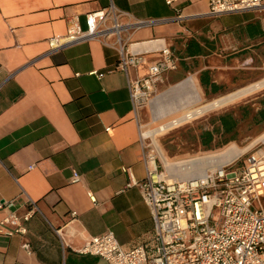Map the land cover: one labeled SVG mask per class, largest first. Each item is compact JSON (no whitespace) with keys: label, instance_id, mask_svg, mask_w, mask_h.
Instances as JSON below:
<instances>
[{"label":"crops","instance_id":"0c3cea01","mask_svg":"<svg viewBox=\"0 0 264 264\" xmlns=\"http://www.w3.org/2000/svg\"><path fill=\"white\" fill-rule=\"evenodd\" d=\"M109 7L127 14L119 20L123 24L168 20L120 34L124 50L147 55V66L122 72L115 37L50 51L49 39H61L74 25L85 30L88 13ZM207 14V0L174 7L163 0H0V222L12 213L22 218L29 200L39 209L27 222L20 220L23 234L8 236L17 226H0V264H106L77 251L107 231L124 250L150 245V211L140 188L126 187L123 171L144 180L150 124L248 90L253 93L213 115L198 141L201 153L209 154L230 145L246 149L239 155L257 148L264 138V118L255 116L264 111V6ZM163 46L170 47L177 66L157 85V108L135 111L128 80L144 75ZM207 92L217 98L203 104ZM225 114L234 125L223 137L217 118ZM205 131L214 133L209 150L200 138ZM165 140L156 143L168 162L177 157H168L159 144Z\"/></svg>","mask_w":264,"mask_h":264},{"label":"built area","instance_id":"2783aa9c","mask_svg":"<svg viewBox=\"0 0 264 264\" xmlns=\"http://www.w3.org/2000/svg\"><path fill=\"white\" fill-rule=\"evenodd\" d=\"M163 1L174 7L185 0ZM207 2V15L211 18L264 6V0ZM123 16L127 14L113 7L88 13L86 29L70 26L61 39H49L50 51L115 37L118 68L125 74L129 68L138 71L147 66V55L125 51L120 34L168 20H131L123 24L119 21ZM176 66L177 59L170 47L163 46L159 60L148 66L144 75L128 80L135 111L150 101L164 74L175 70ZM91 74L101 76L96 72ZM258 144L252 153L238 155L232 161L206 171L202 179H169L164 171H159L157 159L151 154L146 156L148 167L142 182H137L128 169H123L129 176L126 187L138 186L150 211L153 221L151 244L124 250L113 233L107 231L88 239L77 253L99 257L106 264H264V138ZM151 158L155 162L154 169L149 167ZM72 180L77 183L80 176L74 172ZM88 196L93 200L90 193ZM4 205L0 203V208ZM28 205L29 210L22 218L12 213L0 222V226H17L6 233L8 236L25 233V228L18 225L20 220L27 222L33 214L39 213L34 201L29 200ZM71 216L75 215L72 213ZM55 233L64 245L63 234L60 230ZM23 248L28 250L29 246L24 244Z\"/></svg>","mask_w":264,"mask_h":264},{"label":"rangeland","instance_id":"374dc122","mask_svg":"<svg viewBox=\"0 0 264 264\" xmlns=\"http://www.w3.org/2000/svg\"><path fill=\"white\" fill-rule=\"evenodd\" d=\"M158 84H161V82ZM224 88L228 89L227 87H224ZM262 89H264V88H262ZM262 89L256 90V92L254 91V94L250 97H253V96L261 93L260 90H262ZM160 93H161L160 89L158 88V90H156L152 94L150 101L141 105L137 109V111H140L141 109H144L145 107L150 108V111H152V109L153 110L156 109L157 105H158V98H156L157 100H155L154 104H151V101ZM252 93L246 94V95L241 96V97H237L236 99H233L228 103H225L219 107L213 108V109L206 111L202 114L196 115V116H194L188 120H185V121L179 123L178 125L168 127L164 132H160V133H158L152 137H148L150 139H147L145 141L147 143V150L149 151V154L154 155L156 157L157 163L159 166V171H164V173H165L164 161H167L165 159V157L163 156L159 146L156 143V141L161 139V137L166 138L164 143H159V144L161 145V147L163 146L162 148L167 151L168 157H172V158L177 157L176 159L174 158L173 160H170V161L168 160V162L173 163L174 166H177V165L182 164V163L186 164L185 162H187L189 160L196 159V158H203L205 156H215L216 154L220 153L221 151L228 149L230 146H234V145H230L224 149L221 148L222 150L221 149H212L213 152H215L214 150H216V152L211 153V154H209L208 151H207V153H201L203 150L199 146V141H198L199 132H200L199 130L204 129V127H210L213 125L212 117L215 113H218V112L228 108L229 105H231L232 103H234L238 100L244 99ZM216 98H217L216 95H211L210 93L207 92L205 95V99H204L203 104L210 103V102L216 100ZM152 119H153V114H152ZM162 124H164V123L163 122L162 123H153V124H150L148 128L147 127L146 128H147V130H150V129L157 127L159 125H162ZM146 128H144V130H146ZM145 138H147V137H145ZM232 148H234V147H232ZM236 148L241 150V148H238V147H236ZM191 157H194V158H191ZM181 158H189V159H183V160L177 161L178 159H181ZM224 158L225 157H223L222 159H220L219 157H212L210 159L214 162L212 167L216 166L217 163L219 164L220 162H222ZM263 209H264V201H263Z\"/></svg>","mask_w":264,"mask_h":264},{"label":"bare ground","instance_id":"6f19581e","mask_svg":"<svg viewBox=\"0 0 264 264\" xmlns=\"http://www.w3.org/2000/svg\"><path fill=\"white\" fill-rule=\"evenodd\" d=\"M262 85H264V83ZM247 92H248V90L243 91V92H239V93L232 95V96H229V97H227L221 101L215 102L206 108L199 109L195 112L186 113L180 117L172 119L169 122L164 123L162 125H159L157 127L153 126L154 128H152V129H150L144 133V137H152V136H154L160 132H164L168 127L178 125L179 123H181L185 120H188V119H190L196 115L201 114L203 111H205L207 109L219 107L228 101H231V100L236 99L237 97H239L243 94H246ZM156 98H157V96L151 101V104L155 102ZM232 147H234L235 149ZM245 150L246 149L239 150L235 146H230L228 149L221 151L220 153L216 154L215 156H205L203 158H196V159L189 160V161L185 162L186 164L182 163V164H179L177 166H174L173 163L164 161V163H165V174H166V177L169 179H183V180L184 179H192V178L202 179V178H204L206 171L213 170L217 166H220V165H223L225 163L232 161L235 157H237L239 154L243 153ZM212 157H219L220 159H222L223 157H225V158L223 159L222 162H220L219 164L217 163L216 166L212 167L214 164V162L212 160H210ZM149 167H150V169H154V167H155V162L152 160V158L149 161Z\"/></svg>","mask_w":264,"mask_h":264},{"label":"trees","instance_id":"16d2710c","mask_svg":"<svg viewBox=\"0 0 264 264\" xmlns=\"http://www.w3.org/2000/svg\"><path fill=\"white\" fill-rule=\"evenodd\" d=\"M190 46V43H188V46L187 48ZM201 84L206 85L207 83L204 82L203 79H201ZM214 88V85H211V89ZM255 116H259L261 119L264 118V111H259ZM230 115L229 114H225V115H221L217 118L218 120V124H219V128L222 129V134H223V137L226 135V134H229V132L231 131V128L233 127L234 124L231 125V121H230ZM213 122V121H212ZM213 131H205L203 133H201L200 135V138H201V141L203 143V145L205 146V148L207 150L210 149V143L212 142L213 140ZM230 140L228 139H223L222 143L223 144H226L227 142H229Z\"/></svg>","mask_w":264,"mask_h":264}]
</instances>
